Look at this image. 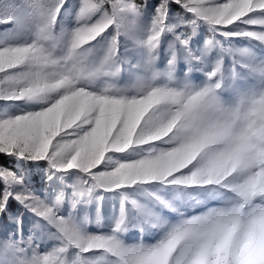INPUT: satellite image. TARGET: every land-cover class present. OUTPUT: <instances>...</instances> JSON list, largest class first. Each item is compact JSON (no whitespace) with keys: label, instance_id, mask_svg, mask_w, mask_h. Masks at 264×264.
Segmentation results:
<instances>
[{"label":"snow or ice","instance_id":"1","mask_svg":"<svg viewBox=\"0 0 264 264\" xmlns=\"http://www.w3.org/2000/svg\"><path fill=\"white\" fill-rule=\"evenodd\" d=\"M0 29V264H264V0H0Z\"/></svg>","mask_w":264,"mask_h":264},{"label":"rangeland","instance_id":"2","mask_svg":"<svg viewBox=\"0 0 264 264\" xmlns=\"http://www.w3.org/2000/svg\"><path fill=\"white\" fill-rule=\"evenodd\" d=\"M254 28H256V30H259V26H252ZM182 29V28H181ZM187 31L189 29H186ZM3 32V29H0V33ZM203 38H207V32L205 30V32L202 34ZM194 39L196 40H199L201 39V36H197V37H194ZM123 40V38H122ZM233 44L236 48H239V49H244V48H249L250 45H249V42L247 40H234L233 41ZM258 44V42H257ZM225 47H228V45H225ZM129 49L131 51H134L132 50L131 48V42H129ZM251 50L257 55V57H261L262 55V50L259 48V47H255V48H251ZM121 51L123 52V48L121 49ZM217 50H213V53L212 55H215ZM238 59L240 57H237ZM129 59L132 60L133 63L136 62V58L133 56V55H129ZM231 64V57H225V65L226 67L230 66ZM162 66V65H161ZM122 72H121V76H122V82L123 81H127L128 79V71H129V66L127 63H125L123 66H122ZM199 73H194V79L196 82H199ZM8 107V104L6 102H3V101H0V111L4 110L5 108ZM31 185L37 189H39V186L36 185L34 182L30 181ZM45 185V181L42 183ZM46 186V185H45ZM12 209L13 208H16V210L19 209V206L16 205L14 202L12 204ZM94 209H95V205L92 204V205H80L78 206L77 208V213L80 214V215H83L85 211H87L90 216L94 217ZM21 212L23 210H20ZM25 216H24V228H25V233L28 234L29 232V229L31 227L30 225V220H31V214L30 213H24ZM165 218L166 219H169V220H172L174 221L177 217H176V214L175 213H166L165 214ZM92 228L95 227L94 223L91 225ZM125 238L128 239L130 242H134V241H138L140 239V232H139V229H130L128 233L125 234ZM145 239L146 241L148 242H151L150 240V237H148L147 235L145 236ZM37 243L40 245L41 249H44L45 247H51L52 244L54 243L53 241L47 239V238H41V239H38L37 240Z\"/></svg>","mask_w":264,"mask_h":264},{"label":"trees","instance_id":"3","mask_svg":"<svg viewBox=\"0 0 264 264\" xmlns=\"http://www.w3.org/2000/svg\"><path fill=\"white\" fill-rule=\"evenodd\" d=\"M138 2H142V0H138ZM159 0H148L149 5H155L156 3H158ZM151 7L149 8V11H151ZM173 11H175V8L173 9ZM181 31H187L186 28H182ZM0 165H6V166H11L12 165V160L10 158H8L7 156H3L0 155ZM30 181L34 182L36 185L39 186V188L44 187L45 185L42 184L44 182V172L41 169H36L33 168L30 173ZM13 206V205H12ZM12 211H17L16 208H11ZM25 214L23 213V218H24ZM6 220V218H5Z\"/></svg>","mask_w":264,"mask_h":264}]
</instances>
